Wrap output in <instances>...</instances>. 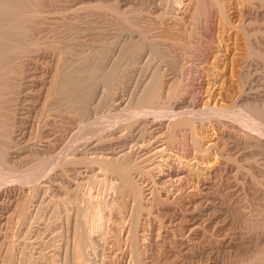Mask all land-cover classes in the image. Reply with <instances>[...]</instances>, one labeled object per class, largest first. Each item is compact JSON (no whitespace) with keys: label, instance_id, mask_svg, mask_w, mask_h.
<instances>
[{"label":"rangeland","instance_id":"rangeland-1","mask_svg":"<svg viewBox=\"0 0 264 264\" xmlns=\"http://www.w3.org/2000/svg\"><path fill=\"white\" fill-rule=\"evenodd\" d=\"M72 1L48 8L42 33L55 29L70 67L85 52L101 72L85 114H61L58 55L25 60L0 264H264V0ZM154 78L155 102L142 98ZM126 159L138 170L124 190L112 169Z\"/></svg>","mask_w":264,"mask_h":264},{"label":"bare ground","instance_id":"bare-ground-1","mask_svg":"<svg viewBox=\"0 0 264 264\" xmlns=\"http://www.w3.org/2000/svg\"><path fill=\"white\" fill-rule=\"evenodd\" d=\"M56 1L58 2V0H0V161L6 160V158H7L6 154L9 150V148H10V150L12 149V151L16 150L15 145L11 144V142H12V140H14L13 139V137H14L13 131L15 130L14 127L16 128V126H15V122H16L15 119L16 118L14 115V113L16 111L14 112V109L17 106V103L20 99L19 98L20 93L22 91V88L24 87L23 83L21 82V78H22V75L24 73L22 66H23L25 60L29 56H31L32 53H34L35 51H39L40 49L44 48L47 50H53L58 55V59H57L58 62H57V65L54 69L55 73H54L53 78H52L53 79V85L51 86L50 90L48 89L49 90L48 91V98L50 100L51 105H53L52 106L53 109L62 114L61 111L64 112L65 110H67L69 108L73 109L75 107L76 108L79 107L78 109H76V111L79 110L80 108H81V110L86 111V109L88 107V101H89V98H90L91 93H92L91 88L94 89L93 84L96 83L93 81L95 78H97L96 77L97 71H98V69L100 70L101 67L98 68V66L93 65L94 67L91 68L90 57L85 52H83V54H81V55L79 54L80 56L77 55V58H75V59L76 60L78 59L77 60L78 64L76 66L73 65L74 67H70V65H68L66 63V60L68 59L66 57L69 54L72 57L73 51L70 50V48L67 46L66 43H64V41L60 40L57 37V35H55L56 34L55 29H50L47 34L42 33L43 26H44L43 24L45 22L46 15L49 14V13L48 14H46V13L48 10L50 11V9H48V8L53 6L54 2H56ZM68 1H72V0H68ZM77 1H81L83 3L81 5V7H83V8L87 7V5H89L90 3L92 4V0H77ZM72 2H74V1H72ZM94 2H96V1L94 0ZM97 5H99V2ZM91 7H93V6H91ZM113 7H115V5ZM113 10H115V9H113ZM58 13L61 14V16L65 15V12H59L58 11ZM133 43H132V45H133ZM134 44H137V43H134ZM132 45H131V47L134 46V45L133 46ZM135 46H137V45H135ZM106 52H107V48H106ZM99 59H100V57H99ZM99 64H97V65H99ZM119 64H118V66H119ZM100 65H102V64H100ZM115 66L112 69H114ZM112 69L110 70V72L112 71V72L116 73V71H115L116 69H114V71ZM100 72H101V70H100ZM107 72L109 74V71H107ZM112 72H111V74H112ZM115 73H114V75H115ZM102 75H103V73H102ZM105 76L107 77L108 75L106 74ZM105 76H104V78H105ZM99 77H100V75H99ZM109 77H111V76H109ZM101 78H103V77H101ZM112 78H113V76H112ZM109 79L111 80V78H109ZM159 79L154 78V80L147 86V88L145 90V94L143 93L144 95L142 98H149L150 100L152 99L155 102V99L161 97L160 93L162 92L161 91L162 87L160 88L161 81H159ZM105 80L107 81V79H105ZM112 80H114V78ZM142 98H141V100H142ZM159 99H157V100L159 101ZM146 100H148V99H146ZM71 110H69V111L71 112ZM81 110H79L80 114H83L84 112ZM183 112H181V111L174 112V114H172V116L174 115V117L176 116L178 118H183L184 121L186 120L185 123L186 122L188 123V121H189L191 124V121L193 119L192 117L197 115V113L194 111H191V113H193V115L190 116L191 113L189 115L187 114V112L189 113V111L185 112L186 114ZM258 114H260L259 111H258ZM262 114L263 113L261 112V115ZM185 115H187V116H185ZM172 116H171V118H172ZM196 117L198 118V115ZM196 117H194V119ZM184 121H182V122H184ZM92 126H94V125H92ZM90 129H92V128H90ZM170 139H172V137H170ZM194 139H195V137H194ZM199 142H200V140L197 141V143H199ZM12 143H14V142H12ZM197 143H196V145H197ZM207 143H209V142H207ZM212 144H213V142H211L210 145H212ZM198 145L200 146V144H198ZM210 145H208V146H210ZM11 153H13V152H11ZM126 155L127 154H124L121 156L124 158ZM122 157H120V158H122ZM101 159L106 164H109L110 161L112 163H114V161H115V158H114V161H112L113 158H109V157L108 158L105 157V158H101ZM107 159H112V160H110V161L108 160L109 162L107 163V162H105ZM129 159H130V157H129ZM55 160H56V158H55ZM68 160L69 159H67V161ZM75 160L76 159H73V161H75ZM77 160H78V158H77ZM82 160H84V159H82ZM67 161H63L62 163L67 162ZM120 161L121 160H119L118 162H120ZM123 161H124V159H123ZM129 161L131 162V159ZM68 162H70V160ZM75 162L78 163L77 161H75ZM70 163H72V161ZM124 163H127V164L124 165L122 163L123 165H121V166H124V167L119 169V170L117 168H114L113 167L114 165L113 166L108 165V167L110 168L112 166L113 167L112 171L115 170L114 173L118 172V176H119V172H120V174H121L120 179L122 180V185L125 188V189L124 188L123 189L126 190V188L127 189L130 188L129 187V185H130L129 181L132 178V177L129 178V181H128V177H127L128 173L126 172V170L127 169H128V171H129V169L134 170L135 167H133V166L136 164L133 165V164H131L132 162L128 163V159H126V161ZM60 164H61V162L59 163V165ZM130 164L132 165L131 166L132 168H129ZM119 165L117 164V166H119ZM119 168H120V166H119ZM135 169L138 170V168H135ZM184 172H186V171L183 170L181 172V174ZM28 176L29 175H27V177ZM20 181H22V180H20ZM131 181H133V179ZM120 184H121V182H120ZM131 185H132V183H131ZM135 186H136V184H133V187H135ZM135 189H137V188L135 187ZM132 190H133V195L135 193L134 196L136 197L137 196L136 193H138L139 190L137 189L138 192L135 191L134 188ZM139 195H140V193H138V197H140ZM135 201H137V200L135 199ZM141 201L142 200H140V198H139L138 202H141ZM83 241H84V239H83ZM81 246H79V247H81ZM78 254L80 255V252ZM81 255H82V253H81Z\"/></svg>","mask_w":264,"mask_h":264}]
</instances>
